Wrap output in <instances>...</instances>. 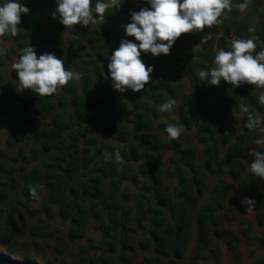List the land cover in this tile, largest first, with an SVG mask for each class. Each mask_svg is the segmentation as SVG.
I'll return each mask as SVG.
<instances>
[{"label": "trees", "instance_id": "1", "mask_svg": "<svg viewBox=\"0 0 264 264\" xmlns=\"http://www.w3.org/2000/svg\"><path fill=\"white\" fill-rule=\"evenodd\" d=\"M24 3L29 13L22 14L17 36L4 38L13 42L3 44L8 55L0 58V116L7 124V144L17 145L16 155L11 154V159L18 162L17 166L6 164L8 160L0 163V202L7 200L8 193L16 188H20L26 200L31 199L29 185L40 186V198L41 187L45 186L47 192L41 208L52 216L49 207L56 206L63 220L70 219L68 238L73 240L86 225L85 196L97 192L105 211L99 229L114 232L117 222L120 232L124 233L122 240L104 244L111 254L118 255V264L133 261L183 264L188 252L196 261L193 264L206 261L219 251L214 244L225 237L223 230L229 223L237 224L238 233L227 242L230 250L235 249L240 235L248 242L259 240L264 248V231L259 236L251 235L249 226H253L254 221L264 228V182L246 172V148L254 133L245 137L234 135L239 102L243 100L259 114L264 113V106L256 103L258 90L251 85L233 89L223 81L219 86H205L196 73L210 64L214 54L212 44L201 47L198 33H185L177 39L169 55L141 57L153 66L152 81L143 90L118 93L100 77L99 69L103 67L106 71V54L118 45L123 34L121 24L128 22L132 0H126L120 11L107 13L101 25H74L75 30L67 31L66 36L58 18L53 30L43 33L40 17L54 10L53 0H24ZM255 14L259 15V20L253 27ZM250 28L255 31L249 32ZM204 30L256 36L259 50L264 47V0H252L243 17L234 6L221 18L220 24ZM28 41L37 54L53 51L58 57L64 55L68 63L70 57L75 58L83 77L80 89L76 81H70L57 95L40 97L27 90L17 93L14 70L5 80L2 66L10 53ZM218 45L227 47L229 44L221 37ZM168 99L176 100L177 106L171 113H160L159 104ZM69 106L70 111H67ZM88 109L101 114L91 118ZM37 117L48 120V125L28 132ZM164 122L183 126L181 136L170 141L163 131ZM190 130L200 147L196 143L182 144L183 133ZM29 139L33 141L27 145ZM115 148L120 149L122 162H116L114 157L104 158L105 149L111 152ZM167 150L171 154L165 165L161 159ZM39 159L41 164L29 166ZM171 179L176 182L172 190ZM132 186L136 191L137 220L140 222L149 216L150 221L151 229L140 240L126 237V220L133 207L123 205L117 197L123 189L119 195L121 199L126 198L128 194L124 190ZM243 196L256 201L251 213L253 220L241 213L246 207L240 204ZM16 211L20 217L18 224L14 221ZM1 212L2 207L0 216ZM4 224L7 241L16 233H23L25 226L29 227L33 238L42 235L37 224H27L15 206L5 216ZM192 236L195 240L190 247ZM32 241L36 245L35 240ZM139 252L143 253L142 259L136 260ZM113 261L110 256L87 264Z\"/></svg>", "mask_w": 264, "mask_h": 264}, {"label": "clouds", "instance_id": "2", "mask_svg": "<svg viewBox=\"0 0 264 264\" xmlns=\"http://www.w3.org/2000/svg\"><path fill=\"white\" fill-rule=\"evenodd\" d=\"M126 0H53L51 12L53 19L58 18L64 30L72 31L74 25L88 27L101 25L107 13L120 11ZM133 7L128 9V22L121 24L123 34L118 45L106 54V71L99 69L100 77L109 82L118 93L140 92L152 81L153 66L142 60L143 55L167 56L181 34L200 33L221 23V18L235 6L244 13L252 0H132ZM29 8L24 0H0V58L8 55L3 46L4 38L16 37L22 14L27 15ZM255 29L250 28L249 32ZM131 38V39H130ZM210 35L200 36L201 47L208 44ZM210 64L197 73L199 81L205 86H219L223 81L233 89L251 85L256 89V103L264 106V47L257 50L256 38L232 39L227 47L217 45L213 49ZM104 63V61H103ZM102 63V64H103ZM64 55L57 56L53 51L37 54L35 47L26 43L16 50V58L11 64L17 85L16 92L35 93L48 97L70 81L81 79L82 73L66 67ZM177 101L168 99L158 106L160 113H171ZM239 116L235 118V136L245 137L253 134L248 142L246 172L264 182V115L259 114L243 100L237 104ZM163 122V121H162ZM164 133L171 140L178 139L184 131L183 126L164 122ZM254 146V147H250ZM104 158L122 162L119 148L103 151ZM39 185H29V196L39 200ZM240 204L251 213L256 205L254 198L243 196Z\"/></svg>", "mask_w": 264, "mask_h": 264}, {"label": "rangeland", "instance_id": "3", "mask_svg": "<svg viewBox=\"0 0 264 264\" xmlns=\"http://www.w3.org/2000/svg\"><path fill=\"white\" fill-rule=\"evenodd\" d=\"M41 22L43 24V33H49L53 30L56 25V19L51 17V13L44 12L41 17ZM65 36L68 35L67 31H64ZM13 41H4L3 44L10 45ZM16 58V52L10 53L9 57L4 59V64L2 66V74L5 80L10 78V74L12 71L11 64L14 62ZM75 58L70 57V62L66 64L70 70L79 72V65L75 63ZM83 77L80 80L76 81V85L78 89H80V83ZM61 93V88L58 89L57 95ZM34 101L33 104H35ZM89 110V109H88ZM67 111H70V106L67 108ZM89 114L92 117L101 114L98 110L91 109L89 110ZM67 116V114H66ZM49 121L46 119H42L37 117L34 119L33 123L28 127V132L33 133L34 129L38 126L48 125ZM158 120L155 122L157 126ZM6 123L2 116H0V163L9 161L8 165L12 164L17 166V161H12L11 154L16 155L17 145L7 144V129ZM76 123L73 124V129L76 128ZM155 126V128H156ZM150 135V133H149ZM33 139H29L27 145H29ZM107 141V140H105ZM80 142L82 139L80 138ZM189 143H196V139L194 137L193 131H187L183 133L182 144L184 146ZM197 144V143H196ZM200 147V144H197ZM254 147V146H253ZM171 154V151L167 150L164 153V156L161 159L162 164L168 163V156ZM248 159V156L246 157ZM3 160V161H2ZM43 160V159H41ZM39 163L41 164L40 159L33 161L29 164V166ZM44 169V166H42ZM15 177H18L16 174ZM106 181V180H105ZM108 184L107 182H105ZM170 189L172 190L174 185L176 184L175 179L170 180ZM136 188V187H135ZM121 189L117 193V197L120 199L123 205L132 206V212L129 214L126 220L127 230L125 232L128 240H140L143 237V234L150 230L149 224V216L144 217L140 222L137 220L138 209L135 205L136 201V191L134 186L127 187L124 191L128 194L126 198L120 197ZM47 192L45 186L41 187L40 190V198L39 200H33L32 198L26 200L20 188H16L13 191L8 193L7 200L0 202V207H2V212L0 216V250H5L9 252L13 257L16 258H30L34 259L41 263H50V264H82L80 261H84L86 264L90 261L99 262L103 258H108L111 256V259H115L111 264H118V255L111 254L105 248V242L110 240H122L124 233L122 234L121 226L116 222L114 232H106L99 229V224L102 219H105V211H103L102 201L98 198L97 192L94 195L87 194L84 199V206L86 208L84 219L86 220V225L82 228L80 236L69 240L68 231L71 227V221L63 220L59 214L57 213L56 206H50V211L52 212V216H48L44 209L41 208L43 205V196ZM20 197V198H19ZM45 197V196H44ZM26 200V201H25ZM15 206L17 210L22 212L25 217V222L29 225L37 224L39 227L38 230L42 235L32 237V234L29 233V227L25 226L23 233H16V236L11 240H6L7 236V228H5L4 218L7 216L9 210H11ZM35 213V214H34ZM243 216L252 219V212H241ZM101 214V215H99ZM151 219V214H150ZM20 220L18 211L14 212V221L18 224ZM250 226L251 235H261L264 231L263 227L258 226L254 221H252ZM236 223H229L227 229L224 228L223 232L224 238L220 243H215L214 247H217L219 250L215 256H210V258L206 261H201L197 264H264V248L260 246L259 240H250L248 242L243 235H240L238 238V242L236 244L235 249H229L227 242L231 240L234 234H238ZM190 240H195L193 239ZM35 240V244L33 241ZM192 244L190 243V247ZM217 245V246H216ZM237 251V255L235 256V252ZM191 252H188L185 255V261L183 264H193L192 262H196L194 258L191 259ZM143 253L139 252L138 256L135 257L136 260L142 259ZM84 264V263H83ZM132 264H137V261H133ZM180 264V263H178Z\"/></svg>", "mask_w": 264, "mask_h": 264}, {"label": "built area", "instance_id": "4", "mask_svg": "<svg viewBox=\"0 0 264 264\" xmlns=\"http://www.w3.org/2000/svg\"><path fill=\"white\" fill-rule=\"evenodd\" d=\"M205 33H208L210 35V39L208 41V43L212 44V48L214 49L217 45H218V40L221 38V37H224L228 44H230V41L232 39H237V38H251L253 36H241V35H236V34H224V33H211V32H208L206 30H203L202 32L198 33L199 34V39H200V36L204 35ZM256 39L257 37L254 36Z\"/></svg>", "mask_w": 264, "mask_h": 264}, {"label": "water", "instance_id": "5", "mask_svg": "<svg viewBox=\"0 0 264 264\" xmlns=\"http://www.w3.org/2000/svg\"><path fill=\"white\" fill-rule=\"evenodd\" d=\"M0 264H45L30 258H16L0 250Z\"/></svg>", "mask_w": 264, "mask_h": 264}, {"label": "crops", "instance_id": "6", "mask_svg": "<svg viewBox=\"0 0 264 264\" xmlns=\"http://www.w3.org/2000/svg\"><path fill=\"white\" fill-rule=\"evenodd\" d=\"M248 10H249V8H248V9L246 10V12H244V13H241V12H240V17H243V16L248 12ZM258 20H259V15H258V14H255V15L253 16V19H252L253 27H255V26L257 25ZM261 115H264V113L261 114ZM190 243L193 244V240H191ZM187 254H188V253H187ZM187 254H185V255H187ZM184 257H185V256H184ZM184 259H185V258H184ZM184 259H183V260H184ZM184 261H185V260H184Z\"/></svg>", "mask_w": 264, "mask_h": 264}]
</instances>
